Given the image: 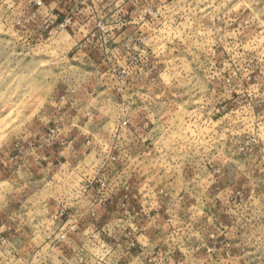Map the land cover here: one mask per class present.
<instances>
[{
	"label": "rangeland",
	"instance_id": "rangeland-1",
	"mask_svg": "<svg viewBox=\"0 0 264 264\" xmlns=\"http://www.w3.org/2000/svg\"><path fill=\"white\" fill-rule=\"evenodd\" d=\"M47 2L0 0V264H76L91 231L181 264L188 228L197 264H259L264 0H155L143 18L147 0H50L43 18Z\"/></svg>",
	"mask_w": 264,
	"mask_h": 264
},
{
	"label": "clouds",
	"instance_id": "clouds-1",
	"mask_svg": "<svg viewBox=\"0 0 264 264\" xmlns=\"http://www.w3.org/2000/svg\"><path fill=\"white\" fill-rule=\"evenodd\" d=\"M37 3H40V0H36ZM137 4L140 3V0H136ZM117 5L124 4V0H116ZM55 5H53L54 7ZM155 0H147V6L143 7V11L139 13L140 17L143 18L144 13L149 12L152 8H155ZM160 8H164L163 0H160ZM251 5L249 3V0H239L238 3L235 5V9L239 11H243L244 9L250 8ZM229 8L231 9V4L226 0V3H223L219 5V9H225ZM155 15H163V12L160 13H154ZM255 21L259 26L264 27V23H261V21H264V11H259L258 15H254L252 17V20L249 21V26H251L252 22ZM114 27H118V25H113ZM150 101L155 104L156 106L160 105V100L156 96H152L150 98ZM159 115V113H158ZM104 158V157H102ZM2 230V229H0ZM114 235H118V233L113 232ZM203 233L197 234V232L193 228L187 229V234L184 236L183 240H180L175 247H185L186 248V257L181 261V264H197V259L193 255V252L195 251L194 245L198 240L201 239ZM89 239V244L85 248L79 249V257L76 261V264H81V261H83V264H149V257L144 256L143 258H138L136 261H132L129 257H127L126 253L124 252V249L119 246L118 244H113L111 247H109L106 244H101L99 241H94ZM255 239L257 241L261 242V247H264V234H261L260 236H256ZM179 240V238H178ZM147 252V249L145 250ZM259 253V248L254 249L251 257L255 259ZM0 255H5L4 253H0ZM6 264L8 262L6 261ZM21 264H33L31 260L22 261ZM153 264H168V259L166 256H161L155 258L153 261ZM259 264H264V259H261L259 261Z\"/></svg>",
	"mask_w": 264,
	"mask_h": 264
},
{
	"label": "crops",
	"instance_id": "crops-1",
	"mask_svg": "<svg viewBox=\"0 0 264 264\" xmlns=\"http://www.w3.org/2000/svg\"><path fill=\"white\" fill-rule=\"evenodd\" d=\"M49 1L50 0H48V2L46 3V4H44L43 5V7L41 8V14H42V17L44 18V17H48L49 16V14L50 13H52V11H54V10H52V6L49 4ZM70 108H72V107H70ZM73 113H72V111H71V113H69L68 114V116L70 117V115H72ZM66 118V117H65ZM67 122H70L67 118L65 119ZM64 121H62V124H63V126H64ZM65 127V126H64ZM55 141V140H54ZM56 142V141H55ZM51 145V144H50ZM50 145H48V148L47 149H45V150H43V155H45V156H47V158L48 159H57L58 160V158H59V152H55L54 151V149H50ZM56 145L57 146H59V143H58V141L56 142ZM45 153V154H44ZM90 207L91 206H97V204H90L89 205ZM96 212L98 213V215H100L99 214V212H101V211H97L96 210ZM88 213H90V212H88ZM108 213V211L106 210L105 211V213L104 214H107ZM93 215H94V217L96 216L95 215V213H93ZM79 223H81L80 224V226L84 223H82V221H80ZM75 226V225H74ZM80 226H79V224H78V226L76 227L77 228V230L76 231H74V230H72L70 233H73V235L74 236H69V237H73L74 239H77V238H79L80 236H81V234H83L84 232H82V231H80V229H82V228H80ZM73 227V226H72ZM85 229H87V228H85ZM92 232V231H91ZM90 232V234H89V237H93V233H91ZM161 233V232H160ZM156 235H158L159 236V233H156ZM161 236V235H160ZM83 237H85V234L83 235ZM127 243V242H126ZM75 244V243H74ZM73 246V245H72ZM63 248H61L60 249V251H64L65 250V247L64 246H62ZM70 249L71 248H68V250L70 251ZM76 249V251H78L79 252V249L80 248H75V246H74V249L73 250H75ZM78 249V250H77ZM73 252V254H74V251H72ZM72 252H70L71 254H72Z\"/></svg>",
	"mask_w": 264,
	"mask_h": 264
},
{
	"label": "built area",
	"instance_id": "built-area-1",
	"mask_svg": "<svg viewBox=\"0 0 264 264\" xmlns=\"http://www.w3.org/2000/svg\"><path fill=\"white\" fill-rule=\"evenodd\" d=\"M37 4H40V3H37ZM126 124H127V121L123 120L120 125L123 126V125H126ZM63 213H64V208H61L60 211H59V216L62 215Z\"/></svg>",
	"mask_w": 264,
	"mask_h": 264
}]
</instances>
